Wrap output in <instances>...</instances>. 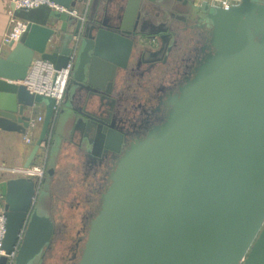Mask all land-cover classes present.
<instances>
[{
	"label": "water",
	"instance_id": "water-1",
	"mask_svg": "<svg viewBox=\"0 0 264 264\" xmlns=\"http://www.w3.org/2000/svg\"><path fill=\"white\" fill-rule=\"evenodd\" d=\"M50 1L83 9L75 16L11 4L26 28L0 56V131L23 134L35 106L44 110L24 168L50 134L38 188L26 176L0 181L2 248L8 254L16 246L11 264H41L53 237L52 184L63 148L75 137L90 155L110 147L99 130L94 148L84 147L98 121V92L127 68L137 46L143 63L159 57L164 50L151 42L168 37L163 23L174 12L206 23L214 50L170 99L164 122L115 162L77 264H264V0L228 8L193 0ZM71 55L54 113L52 97L30 93L21 81L34 57L59 70Z\"/></svg>",
	"mask_w": 264,
	"mask_h": 264
},
{
	"label": "flooded vegetation",
	"instance_id": "flooded-vegetation-1",
	"mask_svg": "<svg viewBox=\"0 0 264 264\" xmlns=\"http://www.w3.org/2000/svg\"><path fill=\"white\" fill-rule=\"evenodd\" d=\"M201 3L202 1L193 0L196 6ZM163 24L166 25L165 35L168 37H157L151 42L155 45L153 49L164 50L159 57L150 64H145L142 62L141 50L133 51L127 68L117 71L112 84H106L104 92H98L100 108H92L98 121L88 130V143L84 147H91V150L94 148V133L97 130L104 132L110 139V147L103 146L90 155V152L78 147V137L74 139L76 144L65 145L64 148L73 147L79 154L81 182L88 180V191L83 197L87 206L80 215L79 228L72 238L67 239L69 231L66 223L56 224L54 221L52 242L41 264L45 263L57 237L68 252L66 264H77L89 223L99 208L101 193L109 183V173L115 162L127 147L144 139L155 126L164 122L170 99L179 94V89L195 75L199 63L213 52L214 48L210 43L211 29L206 23L190 19L185 13L174 12L165 17ZM145 42L148 43L146 40ZM85 92L81 90V94L84 95ZM95 105H99L98 99ZM69 206L72 204L69 203ZM66 240H69L68 243Z\"/></svg>",
	"mask_w": 264,
	"mask_h": 264
},
{
	"label": "built area",
	"instance_id": "built-area-1",
	"mask_svg": "<svg viewBox=\"0 0 264 264\" xmlns=\"http://www.w3.org/2000/svg\"><path fill=\"white\" fill-rule=\"evenodd\" d=\"M202 2H207L211 6L228 8L230 6L236 5L239 3V0H220V3H213L210 0H199ZM11 4L15 8H22L25 10L36 8L40 5H48L49 7L65 11L71 15L78 16V13L74 9L67 10L62 6H58L51 2L50 0H10ZM9 14V32L3 39V43L6 45L7 42H17L20 38V35L26 28V21L16 18L11 10ZM73 65V56L71 55L66 66L56 70L51 62L48 60L42 59L40 57H34L31 61V64L28 68L27 74L21 83L26 87L30 93L39 94L43 96H49L54 99V113L57 112L64 96L65 88L68 82V78ZM42 116H38L30 120L28 127L23 133V139L27 144H32L33 137L32 135L36 131V126L41 122ZM50 134L47 137L46 143L50 141ZM45 144L44 142L42 143ZM12 172L17 173L19 176L30 177L34 180L36 188H38L44 177V166H29L28 168L16 167L11 169ZM23 229V227H22ZM6 231V218L3 213V208L0 206V256L5 255L7 257V264H11L15 255L16 246L14 249L6 254L2 248V241ZM22 230L19 234V239L21 237Z\"/></svg>",
	"mask_w": 264,
	"mask_h": 264
},
{
	"label": "rangeland",
	"instance_id": "rangeland-1",
	"mask_svg": "<svg viewBox=\"0 0 264 264\" xmlns=\"http://www.w3.org/2000/svg\"><path fill=\"white\" fill-rule=\"evenodd\" d=\"M213 3H220V0H210ZM80 15V13H78ZM139 50L137 46L134 51ZM48 137V135L46 136ZM23 138V134H22ZM50 139V138H49ZM24 140V139H23ZM39 151V157L33 162L32 166L43 167L48 153L49 141ZM25 142V141H24ZM64 154V157H63ZM60 166L58 167L55 179L53 181L54 194V221L56 224L66 223L68 227V238H72L75 230L80 225V215L83 213L87 204L84 202V195L87 193L88 180L81 182L82 168L79 166V154L73 147H66L61 154ZM31 166V165H30ZM21 167V166H20ZM13 169V168H12ZM12 172V171H11ZM9 177L19 176L12 172ZM69 203L72 206H69ZM76 203V204H75ZM75 204V206H74ZM67 243L69 240H66ZM65 241V243H66ZM59 238L55 239L53 249L50 251L44 264H66L68 252L65 245H61Z\"/></svg>",
	"mask_w": 264,
	"mask_h": 264
},
{
	"label": "crops",
	"instance_id": "crops-1",
	"mask_svg": "<svg viewBox=\"0 0 264 264\" xmlns=\"http://www.w3.org/2000/svg\"><path fill=\"white\" fill-rule=\"evenodd\" d=\"M11 7L10 0H0V56L6 55L10 51V47L3 43L4 37L9 32V10ZM79 13L82 11V6H79ZM44 110L35 106L33 115L34 118L38 116L43 117ZM41 122L36 126V131L32 135L33 140L39 134ZM31 144L24 142L22 134L14 132L0 131V181L5 180L9 176L11 169L16 167H23L25 159L31 149ZM63 151V150H62ZM62 154V152H61ZM61 155L58 159L57 170L60 166ZM64 157V154H63ZM57 173V171H56ZM53 187V184H52ZM54 196V195H53ZM0 206H3V199L0 196Z\"/></svg>",
	"mask_w": 264,
	"mask_h": 264
}]
</instances>
